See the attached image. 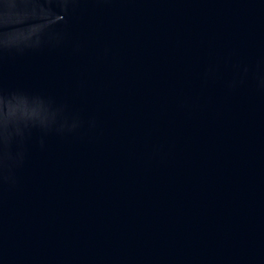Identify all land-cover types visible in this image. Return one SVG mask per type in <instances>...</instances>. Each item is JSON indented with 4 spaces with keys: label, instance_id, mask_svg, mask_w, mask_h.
I'll return each instance as SVG.
<instances>
[{
    "label": "water",
    "instance_id": "water-1",
    "mask_svg": "<svg viewBox=\"0 0 264 264\" xmlns=\"http://www.w3.org/2000/svg\"><path fill=\"white\" fill-rule=\"evenodd\" d=\"M0 264H264V0H0Z\"/></svg>",
    "mask_w": 264,
    "mask_h": 264
}]
</instances>
